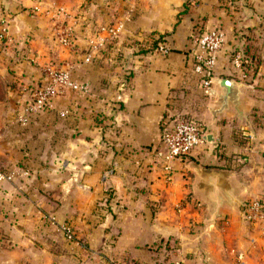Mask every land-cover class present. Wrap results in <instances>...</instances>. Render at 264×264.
Segmentation results:
<instances>
[{
	"label": "crops",
	"instance_id": "0c3cea01",
	"mask_svg": "<svg viewBox=\"0 0 264 264\" xmlns=\"http://www.w3.org/2000/svg\"><path fill=\"white\" fill-rule=\"evenodd\" d=\"M34 5L48 13H31ZM0 8L9 71L0 65L10 76L0 105L18 111L27 86L19 80L39 79L48 61L70 62L87 86L25 125L0 118L12 136L0 131V167L27 171L0 182V264H264V236L241 215L247 199L264 207V0H0ZM57 9L72 16L76 53L54 39ZM114 19L123 21L117 40L83 63L90 27ZM196 26L223 35L207 93L192 71ZM151 34L163 36L166 54L136 53ZM220 78L234 91L225 102ZM168 115L204 129L199 145L171 161L159 138ZM61 223L94 251L66 240Z\"/></svg>",
	"mask_w": 264,
	"mask_h": 264
},
{
	"label": "built area",
	"instance_id": "2783aa9c",
	"mask_svg": "<svg viewBox=\"0 0 264 264\" xmlns=\"http://www.w3.org/2000/svg\"><path fill=\"white\" fill-rule=\"evenodd\" d=\"M30 12L35 14L48 13L41 10L39 5L30 7ZM53 36L56 43L69 53H76L78 46L72 27V16L66 12L56 10L50 12ZM93 32L86 41V53L82 58L83 63H88L91 57L100 51H104L113 44L123 30V21L114 19L108 23L91 26ZM8 20L6 13L0 8V42L8 38ZM189 38L192 42V71L199 75L200 84L207 93L213 81V69L216 63V53L223 43V35L218 27H212L202 32L191 30ZM169 48L165 42L158 43L153 50L159 54H166ZM232 64L240 68L241 55L236 53L232 57ZM28 84L24 89V100L21 110L15 116V121L21 125L27 124L31 115L42 110L53 108L55 100L66 92L85 94L87 86L72 76V64L66 60L45 64L41 68L39 79L36 83ZM64 113L61 112L60 116ZM204 136V129L196 120L180 116L168 115L162 119L159 128L160 143L165 149L164 159L171 161L189 154L199 145ZM26 170H0V182H11L16 175H26ZM241 215L253 229L264 236V207L258 199H247L242 202ZM50 222L54 223V217L48 215ZM58 228L68 241H73L82 247L81 241L76 237L68 223L58 224ZM110 264V263H109ZM126 264V263H119Z\"/></svg>",
	"mask_w": 264,
	"mask_h": 264
},
{
	"label": "rangeland",
	"instance_id": "374dc122",
	"mask_svg": "<svg viewBox=\"0 0 264 264\" xmlns=\"http://www.w3.org/2000/svg\"><path fill=\"white\" fill-rule=\"evenodd\" d=\"M10 54H13L14 53V50H10V51H8ZM16 54V53H15ZM4 55H5V53H4ZM3 55V58H1L0 60H3V64H2V66H3V70H6V71H9V69L6 67V65H4V63L6 64V58H5V56ZM9 55V54H8ZM14 55V54H13ZM12 55V56H13ZM46 64V63H45ZM2 68H1V65H0V98L1 97H3L4 95H5V86L8 84V82H9V73L7 74V76H6V74H4L2 71ZM40 73H41V70H40V72H39V75H40ZM8 79V80H7ZM25 80V79H24ZM36 80V81H35ZM14 81V80H13ZM35 81V82H34ZM38 81V76H36L34 79H27V80H25V81H23V80H19V83H21L22 82V84H24V85H26V83H27V85L28 84H30V83H32L31 85H33L34 83H36ZM18 81L16 82V86H18ZM20 106V105H19ZM18 106V108H19V110L18 111H15V108L13 107V108H9L7 105H0V118H5V119H7V118H15V116L17 115V113H19L20 112V110H21V106L19 107ZM45 112V110H42V111H38V112H36V113H34V114H32L31 115V119H35L36 117H40V115L41 114H43ZM1 120V119H0ZM0 131H4L5 133L3 134L4 135V138L6 137V136H10V138L12 137L11 135H9V134H11V131L8 129V127H5V126H2L1 124H0ZM248 224V223H247ZM81 241V240H80ZM81 244L83 245L82 247H80V249L83 251V253H89V252H93L94 250H92L91 249V247L87 244V243H85V242H82L81 241ZM92 254V253H91ZM119 264V263H126V264H135V263H132V262H125V261H121V260H116V259H112V258H107V264Z\"/></svg>",
	"mask_w": 264,
	"mask_h": 264
},
{
	"label": "trees",
	"instance_id": "16d2710c",
	"mask_svg": "<svg viewBox=\"0 0 264 264\" xmlns=\"http://www.w3.org/2000/svg\"><path fill=\"white\" fill-rule=\"evenodd\" d=\"M195 30L197 32H202V31H205L206 29L204 27L196 26ZM4 43H5V40L1 41L0 45H2ZM158 43H164L165 44V40H164L162 35H153V34L148 35L144 40H141V41H138L137 43H135V51L138 54H141L145 51H153L157 47ZM48 63H52V62L48 61L46 64H48ZM44 65H42V67ZM25 87H24V89H25ZM0 170H6V169L3 167H0Z\"/></svg>",
	"mask_w": 264,
	"mask_h": 264
},
{
	"label": "water",
	"instance_id": "95a60500",
	"mask_svg": "<svg viewBox=\"0 0 264 264\" xmlns=\"http://www.w3.org/2000/svg\"><path fill=\"white\" fill-rule=\"evenodd\" d=\"M220 85V87H222L224 90V95L222 96V101L225 102L227 98H231L234 91H232L231 89V81L229 79L226 78H220L217 81ZM231 89V91H230Z\"/></svg>",
	"mask_w": 264,
	"mask_h": 264
}]
</instances>
